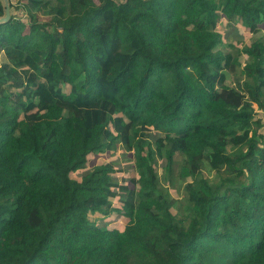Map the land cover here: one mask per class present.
Instances as JSON below:
<instances>
[{
    "label": "trees",
    "instance_id": "obj_1",
    "mask_svg": "<svg viewBox=\"0 0 264 264\" xmlns=\"http://www.w3.org/2000/svg\"><path fill=\"white\" fill-rule=\"evenodd\" d=\"M9 1L0 264H264V0Z\"/></svg>",
    "mask_w": 264,
    "mask_h": 264
},
{
    "label": "rangeland",
    "instance_id": "obj_2",
    "mask_svg": "<svg viewBox=\"0 0 264 264\" xmlns=\"http://www.w3.org/2000/svg\"><path fill=\"white\" fill-rule=\"evenodd\" d=\"M14 4L16 3V0H11ZM16 13H19L16 11ZM18 15V14H17ZM19 16V15H18ZM224 23H221V29L226 30V26L223 25ZM226 37L230 38L232 42H237L239 40V36L235 32H231L229 36L226 35ZM249 41V40H248ZM244 61V60H243ZM227 83L229 85L233 84V78L230 74H228ZM69 87L64 86V91L68 92ZM261 116L263 117L264 122V115L261 113ZM113 161V163L116 165V168L118 169V173H116L117 180L121 181L123 177H129L135 174L134 165L132 162L131 154L124 151L123 149H118L114 154H103V155H94L93 157L89 158L88 164L84 170L78 171L74 174L75 178H80L86 171L90 170L93 166L102 163V162H109ZM162 165L159 163L157 166L159 168L160 174L162 173L161 167ZM172 193L177 197H179V194H176V192L172 191ZM94 219L98 220V217H93ZM106 218L102 219L99 218L100 225L103 223H107L111 227H119L123 228L126 225V220L124 217L119 215V213H113L111 214V218L109 220H105Z\"/></svg>",
    "mask_w": 264,
    "mask_h": 264
},
{
    "label": "water",
    "instance_id": "obj_3",
    "mask_svg": "<svg viewBox=\"0 0 264 264\" xmlns=\"http://www.w3.org/2000/svg\"><path fill=\"white\" fill-rule=\"evenodd\" d=\"M4 4L6 6V14L4 17L0 18V24L7 23L11 18L10 1L4 0Z\"/></svg>",
    "mask_w": 264,
    "mask_h": 264
}]
</instances>
